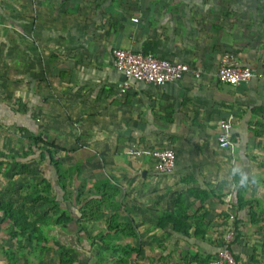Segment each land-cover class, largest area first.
<instances>
[{"label":"crops","instance_id":"0c3cea01","mask_svg":"<svg viewBox=\"0 0 264 264\" xmlns=\"http://www.w3.org/2000/svg\"><path fill=\"white\" fill-rule=\"evenodd\" d=\"M263 4L0 0V155L40 158L52 182L57 159L64 174L79 170L87 189L112 182L122 202L119 214L105 210L101 221L77 224L78 205L68 208L69 224L37 222L40 233L27 236L8 231L0 236V264H62L60 246L74 250L73 264L117 257L208 264L230 228L236 264H264V78L237 86L216 79L224 53L264 74ZM116 48L182 62L200 76L163 85L132 80L119 94ZM221 122L229 125L226 148ZM39 134L64 149L47 152L45 142L33 141ZM166 147L175 168L159 173L151 152ZM238 166L252 170L246 188L237 187ZM57 228L72 230L76 246L47 235ZM125 245L135 249L127 253Z\"/></svg>","mask_w":264,"mask_h":264},{"label":"trees","instance_id":"16d2710c","mask_svg":"<svg viewBox=\"0 0 264 264\" xmlns=\"http://www.w3.org/2000/svg\"><path fill=\"white\" fill-rule=\"evenodd\" d=\"M33 141L35 144H37L38 142H45L46 146L43 147V149L47 150V152L49 153L53 149L61 151L64 149L60 146H57L54 142L45 141L40 134L34 136ZM50 165L54 169L55 180L52 182L50 179H47L42 176L39 180H37V182L33 186H31L29 192V196L32 202L42 204L44 203L47 205L41 209L42 213H39V211H37L34 212V215L29 214L25 211L24 208L16 207L14 206V203L12 201L8 200H4L0 203V213L2 215L1 219L2 221L4 220L9 223V233L11 236H27L31 235V233L39 234L40 228L36 226L37 222H42L46 224L52 223L66 225L73 221L74 218L72 216L73 214L71 213V210L62 208L60 205H64L63 203H66L68 200V198H66L65 196L66 185L63 181V172H61L59 164L56 160L52 159ZM78 174L81 176L79 170ZM81 178L84 179L83 176H81ZM54 185L55 187H58V191L62 194L61 196L57 194ZM96 188L99 192H94V194H91L92 190L86 188L85 182L83 188L77 186L72 190V195L74 199L69 198L72 200V202L69 203V207H77L79 205V216L75 220L77 224L81 222L93 223L101 221L105 210L117 207L114 200L116 198L115 193L119 190L112 182H102L101 185H96ZM73 200L75 203L73 202ZM116 228H118V226ZM196 231H198V229ZM118 247V245L114 247L112 246L113 249H116ZM123 248L127 253L130 252V249L132 251L135 249L129 245H125L123 246ZM60 249L61 263L73 264L75 261V258L72 254L74 250L65 246H60ZM112 262L113 264H127V260H121L119 257L115 258ZM128 262H130L129 259Z\"/></svg>","mask_w":264,"mask_h":264},{"label":"built area","instance_id":"2783aa9c","mask_svg":"<svg viewBox=\"0 0 264 264\" xmlns=\"http://www.w3.org/2000/svg\"><path fill=\"white\" fill-rule=\"evenodd\" d=\"M264 7V4H263ZM137 22L138 18H131ZM114 66L123 75L119 87V94L125 93L132 80L152 85H163L167 82L181 79L185 74H192L199 78V72L182 62H173L159 58L150 53L133 52L129 49L116 48L113 50ZM264 78V74L255 73L249 67L236 65L229 53L221 56L216 79L220 83L237 86L242 82H248L252 78ZM229 125L226 122L220 124L219 146H229ZM156 160L155 168L159 173H170L175 168L176 154L171 148H157L151 152ZM235 237V229L230 228L222 238V245L208 264H236L231 250Z\"/></svg>","mask_w":264,"mask_h":264},{"label":"rangeland","instance_id":"374dc122","mask_svg":"<svg viewBox=\"0 0 264 264\" xmlns=\"http://www.w3.org/2000/svg\"><path fill=\"white\" fill-rule=\"evenodd\" d=\"M40 158H36L33 161L29 162H22V161H12L9 159V156L5 153H1L0 155V203L4 200L12 201L14 203V206L16 207H22L25 209L26 212L29 214H33L34 212H37L41 210L44 206H47L46 204L42 203H35L31 201V198L29 196L30 188L33 186L37 180H39L42 177V168L43 164L41 163ZM56 161H58L56 159ZM60 167V166H59ZM64 182L66 185V198H68L66 203L60 204L63 208L68 209L69 203L72 202L71 199L73 198L72 190L80 186L81 188L84 187L83 178L79 174H73L71 171L66 172V174L63 173ZM73 175L79 180V182L73 180ZM87 187V186H86ZM118 190H120L118 187H116ZM91 191V194H94V192H99L97 188H88ZM96 189V190H95ZM85 191V190H84ZM86 192V191H85ZM116 198L114 202L116 203L117 207L120 206L122 203L119 201L120 191L115 193ZM74 199V198H73ZM74 202V200H73ZM109 209L113 212H116V208ZM119 214L120 209L117 210ZM1 213H0V236H6L7 232L9 231V224L6 221H2L1 219ZM111 216V215H110ZM109 216V219L106 220L107 225L110 224L111 218ZM47 235L52 236H62L64 237L63 241L64 243L68 245H75L74 242V234L72 233V230H60L54 229L48 230ZM122 246H119L116 248V250L120 253V248Z\"/></svg>","mask_w":264,"mask_h":264},{"label":"clouds","instance_id":"9594fccd","mask_svg":"<svg viewBox=\"0 0 264 264\" xmlns=\"http://www.w3.org/2000/svg\"><path fill=\"white\" fill-rule=\"evenodd\" d=\"M252 172V170L245 171L244 166H238L233 168L232 173L233 175L239 174L240 180L238 182L237 187L238 188H246L249 182V175ZM255 182V180H253Z\"/></svg>","mask_w":264,"mask_h":264}]
</instances>
